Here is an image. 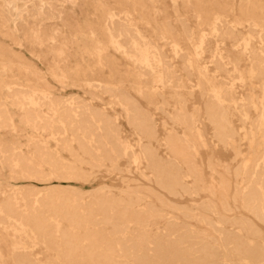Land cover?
<instances>
[{
    "label": "bare ground",
    "instance_id": "obj_1",
    "mask_svg": "<svg viewBox=\"0 0 264 264\" xmlns=\"http://www.w3.org/2000/svg\"><path fill=\"white\" fill-rule=\"evenodd\" d=\"M170 1L0 0V264H264V3L181 0L191 28ZM120 158L139 181L72 185Z\"/></svg>",
    "mask_w": 264,
    "mask_h": 264
},
{
    "label": "rangeland",
    "instance_id": "obj_2",
    "mask_svg": "<svg viewBox=\"0 0 264 264\" xmlns=\"http://www.w3.org/2000/svg\"><path fill=\"white\" fill-rule=\"evenodd\" d=\"M221 1L226 2L230 6L232 5L234 10L236 12H238L237 7L241 3L242 0H221ZM261 2L264 3V0H261ZM175 7L177 8L179 13H181L184 17L186 16L189 26L191 28L195 27V25H196L195 21L189 15V12L187 13V11L184 9V7H183V5L181 3V0H177V4L175 5ZM157 8H158L159 13H160V15L158 16L157 19L160 20V19H163L164 17H166V18H168V20L170 22L174 23V21H175L174 9H173V6H172V3H171L170 0H160V2L157 4ZM90 9H91V7H88V11H90ZM235 11H234V13H236ZM185 13H187V14H185ZM238 30L240 32H244L245 31V29H243L241 27ZM0 40L3 41V42H6V43L8 42L7 40L2 39L1 35H0ZM208 44H209V46H212L213 42L209 41ZM14 48L17 49L16 47H14ZM163 50H164L166 55L170 54L169 49H168L167 46L164 47ZM22 54L25 57L26 62L28 64L31 63V65H33L36 68V70L40 74H42L44 76V79L48 82L49 86L55 92H58V93L62 94L63 96H66V97H68L70 95L71 96L79 95V96L85 97V98L89 97L88 94H83L82 90L77 89V88H75L73 86H69V85L68 86H61L55 79H53L49 75V73L47 71L46 62L45 61L40 62L35 57L31 56L26 47L25 48L22 47ZM116 57H117L116 61L119 63V67L121 69H124V64H126L125 60L123 58L117 56V55H116ZM200 63L202 65L210 66L208 64V61H207L206 57L202 58L200 60ZM244 63H245L244 61L240 62V64L242 66L244 65ZM175 65L177 66V69H178L179 66H180L179 60H176ZM178 75L182 77L183 72H179ZM223 77H225V75ZM191 80H192V83H194L195 82V77H192ZM192 89H193V92L191 94L188 93V88H187V90H181V94H183L185 96V98L187 99L186 103H187V107L188 108L192 107L193 105H201L205 101V98L204 97L202 98L200 96V94H199V92H198V90L196 88H192ZM255 90H256V88H254V85H252V84L246 85V86H244L242 88L237 83H236V85L233 86V92H234L235 95H238L241 91L244 94H248L250 92H255ZM170 92H171V90L164 89V96H167ZM178 92H180V90H178ZM133 97L135 99H137L138 101H140L144 106H146V103H145L144 99L139 98L134 93H133ZM102 100L106 101V97H103ZM93 103H95V105H100L103 102H99L96 99V100L93 101ZM163 116H164V114H162L161 112H156V117L155 118H156L157 123L160 124V121H161ZM233 120H234L233 129L235 130V134L233 135V139L235 141L234 144L237 145V149H239L240 151L243 152V151H245V144H244V141H242L241 138L239 137V134H240L239 121L235 117H234ZM209 132H210V129H209ZM208 147L211 150H213L214 152H216L225 162H227V163L232 162V150H230L228 147L223 148L222 145H219V144L213 145L211 143H209ZM116 165L122 171L120 173V175H117V174H114V173H110V171H107L106 169L95 170L92 173H90L89 181H87V182L76 181V182H73L72 185L75 186V187H78L80 189H83V190H90V189L96 188L100 184L104 183V184L113 186V190H115L113 193L116 194L117 190L119 189V187L121 185L120 181L122 180V178L120 176L129 177V178L137 180V181H139L141 179L139 177V175L134 170H132V172L129 175H127V173L125 172L126 168L129 169V167H130L128 159L120 158ZM232 165H233V163H232ZM85 170L87 171V169H85ZM86 174L88 175V173H86ZM8 182L14 184V181H12V180H8ZM18 183H20V181ZM166 199L168 200L167 197H166ZM176 203H179V204L181 203L180 205L187 206L190 202L183 200L181 202L180 201H176ZM258 227L262 228L259 225H258ZM260 230L264 231L263 228L260 229ZM36 252H38V251H36ZM38 256H40V255H38Z\"/></svg>",
    "mask_w": 264,
    "mask_h": 264
}]
</instances>
